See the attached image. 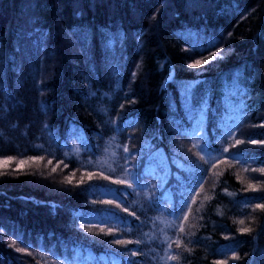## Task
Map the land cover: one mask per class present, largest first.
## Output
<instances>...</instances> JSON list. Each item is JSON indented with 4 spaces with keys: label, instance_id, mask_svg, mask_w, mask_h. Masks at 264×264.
<instances>
[{
    "label": "trees",
    "instance_id": "obj_1",
    "mask_svg": "<svg viewBox=\"0 0 264 264\" xmlns=\"http://www.w3.org/2000/svg\"><path fill=\"white\" fill-rule=\"evenodd\" d=\"M0 158V264H264V0H0Z\"/></svg>",
    "mask_w": 264,
    "mask_h": 264
},
{
    "label": "snow or ice",
    "instance_id": "obj_2",
    "mask_svg": "<svg viewBox=\"0 0 264 264\" xmlns=\"http://www.w3.org/2000/svg\"><path fill=\"white\" fill-rule=\"evenodd\" d=\"M201 63H207V61H197V62H196V65H191V66H192V67H195V66H197V65H199V64H201ZM132 75H133V77H135L136 73L133 72ZM133 102H134V101H133ZM239 142H240V141H237V143H239ZM253 142H255V141H253ZM125 151H127V149H125ZM225 151H227V149H225ZM127 159H131V156H130V157H127ZM261 172H262V174H264V169H262ZM257 207L260 208L261 210H264V204H258ZM239 223L243 224L244 221L241 220V221H239ZM242 231L247 232V231H249V229L245 228V229H242ZM232 259H238V257L233 256Z\"/></svg>",
    "mask_w": 264,
    "mask_h": 264
},
{
    "label": "rangeland",
    "instance_id": "obj_3",
    "mask_svg": "<svg viewBox=\"0 0 264 264\" xmlns=\"http://www.w3.org/2000/svg\"><path fill=\"white\" fill-rule=\"evenodd\" d=\"M13 160L11 158H0V169L8 167ZM30 164L28 161H19L17 166H24ZM129 181V179H127Z\"/></svg>",
    "mask_w": 264,
    "mask_h": 264
}]
</instances>
